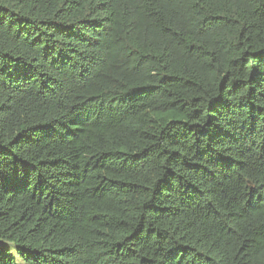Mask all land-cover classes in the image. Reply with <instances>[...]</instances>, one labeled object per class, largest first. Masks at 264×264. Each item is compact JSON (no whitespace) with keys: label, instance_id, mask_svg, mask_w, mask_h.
I'll use <instances>...</instances> for the list:
<instances>
[{"label":"trees","instance_id":"obj_1","mask_svg":"<svg viewBox=\"0 0 264 264\" xmlns=\"http://www.w3.org/2000/svg\"><path fill=\"white\" fill-rule=\"evenodd\" d=\"M0 264H264V0H0Z\"/></svg>","mask_w":264,"mask_h":264}]
</instances>
